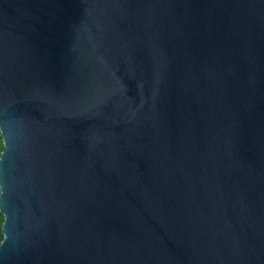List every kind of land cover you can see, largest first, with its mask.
I'll list each match as a JSON object with an SVG mask.
<instances>
[{
  "label": "water",
  "instance_id": "1",
  "mask_svg": "<svg viewBox=\"0 0 264 264\" xmlns=\"http://www.w3.org/2000/svg\"><path fill=\"white\" fill-rule=\"evenodd\" d=\"M0 264H264V0H0Z\"/></svg>",
  "mask_w": 264,
  "mask_h": 264
},
{
  "label": "trees",
  "instance_id": "2",
  "mask_svg": "<svg viewBox=\"0 0 264 264\" xmlns=\"http://www.w3.org/2000/svg\"><path fill=\"white\" fill-rule=\"evenodd\" d=\"M3 149H4V147H3L2 138H1V135H0V154L3 151ZM2 224H3V216L0 214V241L3 238L2 231H1Z\"/></svg>",
  "mask_w": 264,
  "mask_h": 264
}]
</instances>
